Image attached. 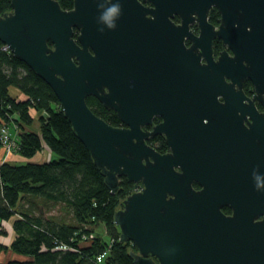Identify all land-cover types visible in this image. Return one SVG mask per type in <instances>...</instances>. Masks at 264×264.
I'll use <instances>...</instances> for the list:
<instances>
[{
  "label": "water",
  "instance_id": "water-1",
  "mask_svg": "<svg viewBox=\"0 0 264 264\" xmlns=\"http://www.w3.org/2000/svg\"><path fill=\"white\" fill-rule=\"evenodd\" d=\"M10 6L0 43L53 90L110 193L121 177L139 189L113 215L119 242L136 248L133 264H264V111L255 105L264 108V0ZM215 38L228 48L216 59ZM89 96L123 125L97 116ZM153 135L169 152L147 144Z\"/></svg>",
  "mask_w": 264,
  "mask_h": 264
},
{
  "label": "trees",
  "instance_id": "trees-1",
  "mask_svg": "<svg viewBox=\"0 0 264 264\" xmlns=\"http://www.w3.org/2000/svg\"><path fill=\"white\" fill-rule=\"evenodd\" d=\"M57 1L62 9L73 7V0ZM10 9V0H0V16ZM219 18L213 8L209 21L216 25ZM3 46L0 43V128L9 129L18 156L31 159L45 148L51 156L47 162L0 163V235L7 236L2 222L11 227L9 243H0V257L12 255L0 258V264H133L129 252L136 248L119 242L113 215L134 184L121 177L117 192L110 193L53 90ZM213 48L219 50V40ZM86 103L110 125L122 126L118 115L96 98L89 96ZM148 143L159 152L166 149L160 136ZM57 206L60 216L51 214ZM99 223L105 226L104 235L94 229ZM103 252L105 257L97 263Z\"/></svg>",
  "mask_w": 264,
  "mask_h": 264
},
{
  "label": "flooded vegetation",
  "instance_id": "flooded-vegetation-1",
  "mask_svg": "<svg viewBox=\"0 0 264 264\" xmlns=\"http://www.w3.org/2000/svg\"><path fill=\"white\" fill-rule=\"evenodd\" d=\"M175 17H177V16H174L173 20L175 19ZM177 18H178V17H177ZM219 19H220V18H219ZM208 20H209V17H208ZM174 21H175V20H174ZM175 22L178 23V22H179V18H178V21H175ZM209 22H210V21H209ZM210 23H211V22H210ZM211 24H212V23H211ZM218 24H219V23H218ZM218 24H216V25L213 24V25H214L215 27H217ZM190 29H191V31H192L194 34H196V35L199 33V27H198V24H197L196 22L190 25ZM215 40H219V41H220V48H219V50H218L217 52H215V50H214V48H213V43H214ZM213 43H212V50H213V55H214L215 59H216L217 56L220 54V52H222V51H224V50H227V51H228V48L222 44V42H221L220 39L215 38V39L213 40ZM190 44H191V41H190L189 39H186V40H185V45H186V46H189ZM203 61H204V60H203ZM247 84H248V86H246ZM246 87H247V88H246ZM242 90H243L244 94H245L247 97L252 98V96H253V94H254V87H253L252 83H251L249 80H246V81L243 83ZM255 105H256V107H257V109H258L259 112H263V111H264V108H263V106L261 105V103H259V102H255ZM109 110H111V109H109ZM115 113H116V112H115ZM161 122H162L161 117L156 116V117L153 118V125L159 124V123H161ZM122 125H123V124H122ZM119 127H120V126H119ZM144 129L151 130L152 127H151V126H146ZM155 136H160V137H162L163 140H164V142H165V136H164V135H153V136H150V137L147 139V144H149V143H148V140H149L151 137H155ZM165 144H166V142H165ZM149 145L152 146V147L156 150V148H155L153 145H151V144H149ZM156 151H157V150H156ZM157 152H159V151H157ZM167 152H169V148L167 147V144H166V149H165V151H164V152H159V153L164 154V153H167ZM133 184H134V187H136V184H135V183H133ZM193 187H194V189H199V188H200V187L198 186L197 183H194V184H193ZM224 208H228L229 212H224V210H223ZM222 212H223L224 214H226V215H230V214H231V209H230L228 206H225V207L222 208Z\"/></svg>",
  "mask_w": 264,
  "mask_h": 264
},
{
  "label": "crops",
  "instance_id": "crops-1",
  "mask_svg": "<svg viewBox=\"0 0 264 264\" xmlns=\"http://www.w3.org/2000/svg\"><path fill=\"white\" fill-rule=\"evenodd\" d=\"M13 92H14L13 94H16L17 91L14 90ZM49 156H50V152L46 148L44 149V151L37 153L31 159L22 158L15 153L9 154L7 157H5L4 152L0 149V163L4 162V161H8L11 163H15V162L16 163H24V162H29V161L37 162V163L44 162V161L47 162V159L49 158ZM8 243H9V241H8ZM8 243H5V244H8ZM1 258L8 260V259L12 258V255H11V253H6L4 256H1Z\"/></svg>",
  "mask_w": 264,
  "mask_h": 264
},
{
  "label": "built area",
  "instance_id": "built-area-1",
  "mask_svg": "<svg viewBox=\"0 0 264 264\" xmlns=\"http://www.w3.org/2000/svg\"><path fill=\"white\" fill-rule=\"evenodd\" d=\"M6 49L7 48L5 46H3V50H6ZM0 143H1V146L4 150V156L5 157H7L9 154H12L17 149V143H16L15 139L11 136V133L9 132V129L7 127H1L0 128ZM50 156H51V153H50ZM50 156L47 159V161L50 159ZM137 190H139V189H136V188L134 189V191H137ZM105 254L106 253L103 252L102 254L97 256L96 262L101 263L103 258L105 257Z\"/></svg>",
  "mask_w": 264,
  "mask_h": 264
},
{
  "label": "rangeland",
  "instance_id": "rangeland-1",
  "mask_svg": "<svg viewBox=\"0 0 264 264\" xmlns=\"http://www.w3.org/2000/svg\"><path fill=\"white\" fill-rule=\"evenodd\" d=\"M11 91H14V89H12ZM3 152H4V150H2ZM13 153H15V152H13ZM12 153V154H13ZM16 163V162H15ZM51 214H53V215H55V216H60L61 214H62V212H61V210H60V207L59 206H57V207H55L54 209H53V211L51 212ZM2 229L4 230V231H6V233H7V236L5 237V236H2V235H0V243H3V244H5V243H8V241H9V237H10V234H11V227H10V224L9 223H7V222H2ZM94 229H95V231H96V233L97 234H100V235H104V230H105V226H104V224L103 223H99V225H96L95 227H94ZM5 255V254H4ZM3 254L1 255V256H4ZM1 258V257H0ZM5 259H3V258H1V261H4Z\"/></svg>",
  "mask_w": 264,
  "mask_h": 264
},
{
  "label": "clouds",
  "instance_id": "clouds-1",
  "mask_svg": "<svg viewBox=\"0 0 264 264\" xmlns=\"http://www.w3.org/2000/svg\"><path fill=\"white\" fill-rule=\"evenodd\" d=\"M120 10V5H118L117 7H113L109 13L107 14V16L105 17L106 20L111 19L112 16H114L115 14H117V12Z\"/></svg>",
  "mask_w": 264,
  "mask_h": 264
}]
</instances>
